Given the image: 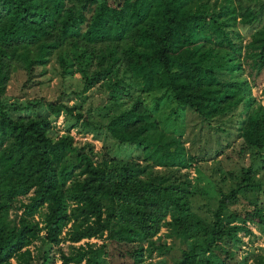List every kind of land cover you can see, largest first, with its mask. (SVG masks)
<instances>
[{"label":"trees","instance_id":"1","mask_svg":"<svg viewBox=\"0 0 264 264\" xmlns=\"http://www.w3.org/2000/svg\"><path fill=\"white\" fill-rule=\"evenodd\" d=\"M53 56L62 75L80 72L84 89L129 73L158 93L154 109L168 94L200 124L240 111L237 165L225 163L232 152L208 164L218 192L212 216L196 208L207 191L188 176L199 159L181 137L155 134L142 98L108 117L99 150L71 132L98 136L89 110L48 101L49 114H27L3 101L13 70L31 77ZM263 70L264 0H0V264H106L109 245L116 264H140L171 251L163 225L185 244L167 264H246L224 245L240 248V232L253 233L248 223L264 232V102L253 94ZM241 196L251 207L231 208ZM248 264H264V255Z\"/></svg>","mask_w":264,"mask_h":264},{"label":"rangeland","instance_id":"2","mask_svg":"<svg viewBox=\"0 0 264 264\" xmlns=\"http://www.w3.org/2000/svg\"><path fill=\"white\" fill-rule=\"evenodd\" d=\"M116 80L123 87V91L116 85H112L113 87L107 85V83L110 84ZM263 85L264 70L257 76L253 85V94L261 102H264ZM112 90H116L115 93H122L114 99H110L109 94ZM155 94L157 95L158 93L143 92L141 86L133 80L130 74L124 72H120L116 78L105 81L103 84L97 83L89 89H84V79L80 72L75 71L72 74L62 75L57 59L53 56L45 66H37L31 77L22 68L13 70L2 99L6 103L13 102L18 106L20 112L27 114H49L48 101H60L68 105L76 104L77 108L74 109V113L80 110L86 114L89 110V115L94 125L92 127H94L98 136H95L93 132H80L77 127L73 128L71 132L76 140H89L94 143V148L99 150L102 146L101 137L105 134L103 124L108 117L112 113L130 106L136 98H142L146 102L147 109L151 111L153 119L156 121L157 131L155 134L159 135L162 132V137L166 140L168 138L181 137L188 151L195 154L199 159L188 168V176L199 189L207 191V194H198L196 196V208L205 216H212V211L217 205L218 192L215 190L214 183L211 180L208 164H210V158L222 156L226 152H232L233 160H227L225 163L230 166L237 165L236 159L238 157L233 148L239 139L241 124L239 118L241 113L237 110L233 114L213 119L210 125L205 123L200 124L195 114H192L188 109L182 108L168 94L162 98L158 108L154 109L153 99ZM80 106L82 107L80 108ZM54 124L55 130L59 133L63 132L66 125L65 113L61 112L56 116ZM154 169L168 170L165 166H156ZM186 170V168L181 169L182 172ZM261 174L264 176V170ZM259 202L264 205L263 195L260 196ZM251 205L246 197L241 196L239 201L230 207L238 210L242 207H251ZM248 224L252 228L253 233L244 234L243 231L240 232L245 240V243L240 248L232 244L224 245L226 247L229 246L228 248H231L238 259L243 258L245 255L248 256L246 264L253 262L255 255H264V232L259 224ZM166 231L167 226L163 225L159 234L162 235L163 239H166L167 243L172 245L169 254L167 253L166 256H162L155 251L140 264H167L171 261V257L180 254L181 248L185 244L179 239L172 240L171 237L165 234ZM85 240L86 238L78 242L64 240L60 243V246L68 251L71 248V243L79 244ZM87 240L100 243L104 239L103 237H91ZM38 243L39 240L37 239L34 244ZM30 246L33 247V245ZM112 248V245H109L107 248L109 254L105 255L106 264H116L118 262L116 251ZM56 261V264H64L61 263L60 259Z\"/></svg>","mask_w":264,"mask_h":264},{"label":"built area","instance_id":"3","mask_svg":"<svg viewBox=\"0 0 264 264\" xmlns=\"http://www.w3.org/2000/svg\"><path fill=\"white\" fill-rule=\"evenodd\" d=\"M84 138H85V136H84Z\"/></svg>","mask_w":264,"mask_h":264}]
</instances>
